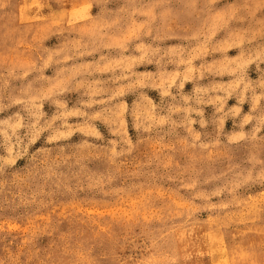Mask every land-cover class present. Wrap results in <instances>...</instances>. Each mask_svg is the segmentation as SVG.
Here are the masks:
<instances>
[{
  "label": "rangeland",
  "instance_id": "374dc122",
  "mask_svg": "<svg viewBox=\"0 0 264 264\" xmlns=\"http://www.w3.org/2000/svg\"><path fill=\"white\" fill-rule=\"evenodd\" d=\"M0 264H264V0H0Z\"/></svg>",
  "mask_w": 264,
  "mask_h": 264
}]
</instances>
